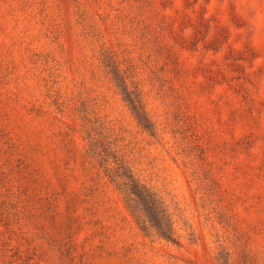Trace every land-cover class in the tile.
<instances>
[{"label": "rangeland", "instance_id": "rangeland-1", "mask_svg": "<svg viewBox=\"0 0 264 264\" xmlns=\"http://www.w3.org/2000/svg\"><path fill=\"white\" fill-rule=\"evenodd\" d=\"M228 257L264 264V0H0V264Z\"/></svg>", "mask_w": 264, "mask_h": 264}, {"label": "trees", "instance_id": "trees-1", "mask_svg": "<svg viewBox=\"0 0 264 264\" xmlns=\"http://www.w3.org/2000/svg\"><path fill=\"white\" fill-rule=\"evenodd\" d=\"M143 33H144L143 37L146 38V41L150 42L152 38H149L150 31H148V27L145 26V28H143ZM109 62H110V65H113L116 68V70L120 71L113 57H109ZM124 91L126 93V98L131 103L134 111H136L139 118L145 122L144 124L145 127L147 128L153 127L154 125L150 123L147 111L140 97L141 93L136 94L134 91H130L127 85H125ZM83 120L84 122L86 121L85 123L86 129H87L86 132L88 135L87 137L90 139V146H91V148L87 151L88 157L92 158L96 156L98 157L101 156L103 160H106L105 156H107V153H106L105 138L97 137L98 135L97 127H94V125H89V122H91V120L87 117V115H83ZM108 175L111 181L117 182L118 187L124 190V192L126 193L129 207L133 208V211L138 212L139 210L140 212L139 208L141 205L140 203L141 201L137 199L136 197H133L134 196L133 194H136V191L134 190L135 189L134 186L130 185L127 182H118L117 179H118L119 173L114 169L108 168ZM141 189L142 190L140 191L142 192L140 193H142L144 197L142 198L141 194H137V196H139V198H141L142 200H145V203H143L145 206L149 205L147 212L150 213V216L153 219H156V224L160 225L162 234L169 240L174 241V239L172 238L170 234V229L166 227V224L163 221V217H160V218L158 217L159 212L161 213L164 211L163 209L160 208L161 201H159V199L156 198V195L154 193L148 191V189L146 188L144 189L141 188ZM249 262L250 264H254L252 261H249ZM226 264H233L229 262V257L226 260Z\"/></svg>", "mask_w": 264, "mask_h": 264}]
</instances>
